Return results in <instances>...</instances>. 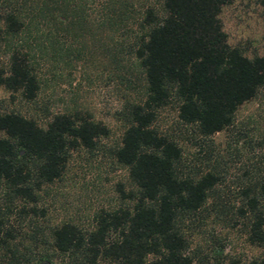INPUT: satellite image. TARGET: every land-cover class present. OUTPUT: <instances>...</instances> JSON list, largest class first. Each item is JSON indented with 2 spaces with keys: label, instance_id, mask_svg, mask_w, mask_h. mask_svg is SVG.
<instances>
[{
  "label": "trees",
  "instance_id": "trees-1",
  "mask_svg": "<svg viewBox=\"0 0 264 264\" xmlns=\"http://www.w3.org/2000/svg\"><path fill=\"white\" fill-rule=\"evenodd\" d=\"M232 1L32 0L3 12L5 37L37 25L51 26L55 34L98 31L104 54L121 62L125 53L134 63L140 92L123 106L125 126L112 151L126 169L130 205L98 215L89 230L63 221L47 236L36 225L25 230L0 221V264H193L179 222L204 207L222 171L214 166L183 172L180 147L152 122L172 102L181 124L196 137H210L233 128L237 109L264 86V54L245 56L222 30L219 12ZM257 1L264 8V0ZM127 28L128 43L112 39ZM38 83L26 53L12 48L6 66L0 63V86L32 99ZM107 132L105 124L79 111L53 114L43 124L0 111V184L8 200L35 205L42 187L61 176L70 151L93 149ZM255 142L260 153L241 172L232 210L255 252L217 264H264V136Z\"/></svg>",
  "mask_w": 264,
  "mask_h": 264
},
{
  "label": "rangeland",
  "instance_id": "rangeland-1",
  "mask_svg": "<svg viewBox=\"0 0 264 264\" xmlns=\"http://www.w3.org/2000/svg\"><path fill=\"white\" fill-rule=\"evenodd\" d=\"M21 2L28 5L32 0H0V63L6 66L12 48L25 52L38 78V89L32 99H26L20 90L12 92L0 86V111H14L39 124L56 113L79 111L105 124L108 132L91 150H71L61 176L42 187L35 205L18 198L8 200L6 189L0 184V221L25 230L36 225L45 236L52 226L63 221L89 230L98 215L130 205L125 193L131 184L126 169L116 163L112 151L125 126L123 106L139 96L136 68L125 53L120 54L121 62L104 54L98 44V31L92 36H78L73 31L55 34L51 26L37 25L5 37L1 16ZM90 13L95 16L92 3ZM218 16L230 46L247 57L264 54V8L257 0H234L223 6ZM48 34L55 41L46 40ZM111 36L126 44L131 29ZM104 38L102 33L100 40ZM152 126L180 147L183 172L198 174L214 166L222 171V179L204 207L179 222L193 264H217L232 256L245 259L254 253L232 210L239 201L241 172L260 153L255 140L264 136V86L237 109L233 128L210 137H196L181 124L172 102L157 111ZM249 135L253 138L250 143ZM32 206L33 210L27 209Z\"/></svg>",
  "mask_w": 264,
  "mask_h": 264
}]
</instances>
